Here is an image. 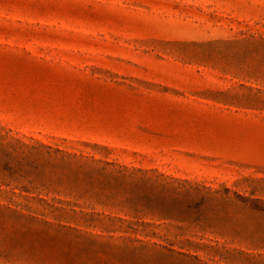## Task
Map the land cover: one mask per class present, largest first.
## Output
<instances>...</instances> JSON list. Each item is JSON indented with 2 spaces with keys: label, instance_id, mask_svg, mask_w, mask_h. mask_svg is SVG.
I'll list each match as a JSON object with an SVG mask.
<instances>
[{
  "label": "rangeland",
  "instance_id": "374dc122",
  "mask_svg": "<svg viewBox=\"0 0 264 264\" xmlns=\"http://www.w3.org/2000/svg\"><path fill=\"white\" fill-rule=\"evenodd\" d=\"M0 264H264V0H0Z\"/></svg>",
  "mask_w": 264,
  "mask_h": 264
}]
</instances>
